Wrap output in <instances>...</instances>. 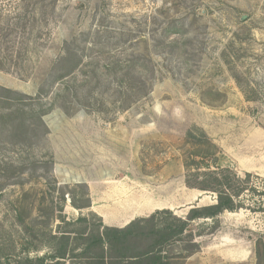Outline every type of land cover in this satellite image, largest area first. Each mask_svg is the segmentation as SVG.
<instances>
[{
	"label": "rangeland",
	"instance_id": "1",
	"mask_svg": "<svg viewBox=\"0 0 264 264\" xmlns=\"http://www.w3.org/2000/svg\"><path fill=\"white\" fill-rule=\"evenodd\" d=\"M67 47L83 64L59 80L73 65ZM0 62V95L16 93L0 100L2 260L23 242L16 217L39 230L32 257L52 250L59 225L81 229L60 219L88 214L72 205L83 202L79 184L107 226L213 204L185 183L195 126L223 165L264 178V0H0ZM65 82L76 102L84 96L72 116L53 107L47 134L11 132L13 112L49 108ZM191 229L201 249L178 264H257L258 252L264 264V213L225 212Z\"/></svg>",
	"mask_w": 264,
	"mask_h": 264
},
{
	"label": "trees",
	"instance_id": "2",
	"mask_svg": "<svg viewBox=\"0 0 264 264\" xmlns=\"http://www.w3.org/2000/svg\"><path fill=\"white\" fill-rule=\"evenodd\" d=\"M65 54L63 60L69 59L73 65L59 80L70 76L83 64V56L73 52L70 47L66 48ZM4 69L0 62V70ZM135 74L138 75L137 72ZM86 82L76 85V92ZM99 84L97 83L98 87ZM3 93L0 100L4 102H10L13 100L12 95L16 94L9 89H4ZM73 94L74 89L65 82L49 108L31 109L26 113L23 110L13 112L20 116L19 123L15 122L11 126V132L20 131L27 136L30 132L43 128L44 135L47 134L43 117L49 109L58 108L72 116L71 107H81L84 96L83 100L76 102L81 97ZM29 117L36 119V126ZM185 146V183L192 190L213 195V204H196L185 217H179L169 209L156 210L147 217L135 218L125 227L119 228L105 225L101 217L92 211L89 188L87 184H79L78 187L83 189V202L78 204L79 201L74 198L72 205L81 212L88 211V214L73 222H65L62 217L60 219L69 226L82 224L83 227L78 230H64L59 225L57 233H50L48 237V243L53 245L52 250L43 256L36 254L32 257L30 254L40 248L36 244L39 230L33 223L34 219L27 224L25 220L16 217L15 222L23 236V242L17 246L19 253L6 257L5 260L0 258V264H78L74 263L76 260H84L82 264H178L201 249L197 239L203 234L192 231L193 223L215 220L225 212L247 210L255 214L264 213V178L249 172L240 174L233 167L223 165V152L199 127L195 126L187 132ZM96 217L100 218L98 224H92L91 219ZM257 257V264H262L263 256L260 252Z\"/></svg>",
	"mask_w": 264,
	"mask_h": 264
},
{
	"label": "crops",
	"instance_id": "3",
	"mask_svg": "<svg viewBox=\"0 0 264 264\" xmlns=\"http://www.w3.org/2000/svg\"><path fill=\"white\" fill-rule=\"evenodd\" d=\"M95 207H96V202L95 201H93V205H92V210L94 211V209H95ZM101 217L104 219V221L106 222V223H108L107 221V219H108V217H106V216H104V215H101ZM128 223V222H127ZM126 223V224H127ZM113 227H123L122 225H120V224H116L115 226H113Z\"/></svg>",
	"mask_w": 264,
	"mask_h": 264
}]
</instances>
